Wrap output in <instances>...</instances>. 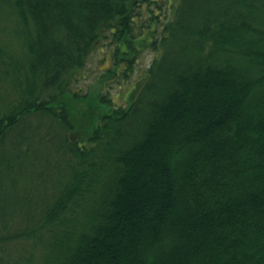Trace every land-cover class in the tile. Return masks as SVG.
I'll return each mask as SVG.
<instances>
[{
    "label": "trees",
    "instance_id": "1",
    "mask_svg": "<svg viewBox=\"0 0 264 264\" xmlns=\"http://www.w3.org/2000/svg\"><path fill=\"white\" fill-rule=\"evenodd\" d=\"M174 1L0 0L21 45L0 42V264L19 243L46 244L42 264H264V0H179L170 20ZM107 41L130 71L138 46L161 49L126 106L72 89ZM95 99L76 138L74 105ZM39 119L68 172L32 220V185L62 175Z\"/></svg>",
    "mask_w": 264,
    "mask_h": 264
},
{
    "label": "rangeland",
    "instance_id": "2",
    "mask_svg": "<svg viewBox=\"0 0 264 264\" xmlns=\"http://www.w3.org/2000/svg\"><path fill=\"white\" fill-rule=\"evenodd\" d=\"M179 0H175L173 3V9L171 13L170 20L174 18V13L177 9ZM155 10V13L159 16L160 22L157 23V38H162L164 26L166 24V15L167 9H163L162 11L156 10L155 7H152ZM2 28L0 27V42L3 45H8L12 48L16 53H21V45L19 41L13 37L12 35V27L11 23L4 22L1 24ZM110 42H103L99 45L96 51L91 55L89 62L82 72L78 76L77 81L73 84V91L85 96L86 94L91 93L99 94V96L103 97L106 96L115 102V106H126L128 105L133 99L135 95V91L137 86L143 85L148 78V70L154 63L156 59H159L161 56V49L160 47L158 50L152 49L151 46H146L144 43L141 46H138L140 49L139 58L136 60V64L130 71L129 66L126 65L127 58H131L130 56H124L123 61L119 62L112 57L113 51L115 49V45L109 44ZM125 61V62H124ZM128 61V60H127ZM121 66L123 68H128L130 77L129 79L125 80L121 71L118 70V67ZM111 72V73H109ZM114 72V73H112ZM2 86V84L0 83ZM3 88V87H2ZM1 88V89H2ZM2 92V91H1ZM98 100L95 99L93 101L87 102H79L75 103L74 111H75V118L78 121V133L76 138L82 139L84 136L87 135L88 131H91L92 123H90L91 119H85V113H91L94 111ZM96 112L104 113L105 109L101 108ZM85 121V123H83ZM31 120H27L26 124H29ZM39 124H42L44 129L41 132L40 139L33 140L34 148H45L54 150V152L45 153L48 156V159L51 160L52 164L60 163V167L62 173L59 177H54L48 181L46 187L43 186H36L32 185L30 191L33 195V202L25 209L29 212V214L34 213L35 217L32 220H37V215L41 214L43 204L45 202H51L53 198L60 193V186H62L64 174L68 172L66 169V161L65 159L58 158L57 153L55 151L59 150V147L56 146V142L51 145H41L43 133L46 134L47 129L50 128L51 122L49 120H42L39 119ZM55 134V133H54ZM51 136L53 135L50 134ZM18 150V149H17ZM62 153V152H61ZM11 176L15 174L14 182L12 184H7L4 190L3 199L4 203L11 201L12 205L16 207L13 211L17 212L16 215L22 213V209H20L21 205L23 204V195L25 190V180L23 178V174L19 169L12 171ZM61 177V178H60ZM0 179H2V184L6 183V178L0 174ZM33 179V178H32ZM28 214V213H24ZM24 214L17 216L18 224L23 225L24 223H28V220H23ZM31 220V219H30ZM27 247H26V246ZM47 251V245L42 243H31L29 246L27 243H19L16 248L13 250L11 255L12 261H17V264H42L43 262V255Z\"/></svg>",
    "mask_w": 264,
    "mask_h": 264
}]
</instances>
